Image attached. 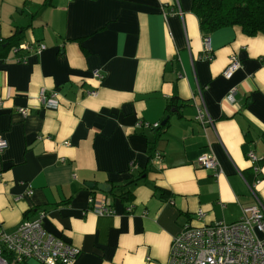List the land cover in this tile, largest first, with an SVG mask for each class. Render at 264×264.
<instances>
[{"label":"crops","instance_id":"crops-1","mask_svg":"<svg viewBox=\"0 0 264 264\" xmlns=\"http://www.w3.org/2000/svg\"><path fill=\"white\" fill-rule=\"evenodd\" d=\"M231 54L240 67L225 78ZM0 137L1 230L43 212L44 229L80 249L74 264H166L184 224L264 206V34H203L192 0H0Z\"/></svg>","mask_w":264,"mask_h":264},{"label":"built area","instance_id":"built-area-1","mask_svg":"<svg viewBox=\"0 0 264 264\" xmlns=\"http://www.w3.org/2000/svg\"><path fill=\"white\" fill-rule=\"evenodd\" d=\"M204 51H211L210 38L202 37ZM37 47V51L43 49ZM240 67L236 54L229 56V61L222 72L225 78H230ZM93 75L99 76L98 70ZM94 94L95 92H91ZM234 89L227 94V99L233 100ZM39 100L43 105L55 107L58 105L54 93L46 95L42 90ZM25 116L26 109H19ZM196 119L203 125L210 123V118L203 107H197ZM149 128L159 126L158 122H139ZM7 142L0 137V149ZM159 154L156 156L158 157ZM252 164L257 157L253 152L247 154ZM198 166L213 170L214 176L221 172L219 163L213 153H202L196 158ZM255 169H257L255 167ZM92 209L98 214L112 212L106 199L95 195L89 197ZM198 218L204 213L197 212ZM44 213L40 212L34 219H26L10 231L0 229V264H22L27 259H36L42 264H74L80 249L63 237L53 235L42 226ZM264 206L259 202L242 208L241 217L232 223L216 222L192 226L184 224L180 231L172 237L166 264H264Z\"/></svg>","mask_w":264,"mask_h":264},{"label":"trees","instance_id":"trees-1","mask_svg":"<svg viewBox=\"0 0 264 264\" xmlns=\"http://www.w3.org/2000/svg\"><path fill=\"white\" fill-rule=\"evenodd\" d=\"M203 34L224 26H240L249 36L264 34V0H192Z\"/></svg>","mask_w":264,"mask_h":264},{"label":"water","instance_id":"water-1","mask_svg":"<svg viewBox=\"0 0 264 264\" xmlns=\"http://www.w3.org/2000/svg\"><path fill=\"white\" fill-rule=\"evenodd\" d=\"M161 124H164V120L161 122ZM88 186L90 187H93L94 184L93 183H88L87 184ZM96 188L102 192H107V193H110L111 190H112V186L109 185V184H105V183H98L96 184Z\"/></svg>","mask_w":264,"mask_h":264}]
</instances>
